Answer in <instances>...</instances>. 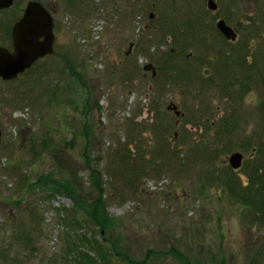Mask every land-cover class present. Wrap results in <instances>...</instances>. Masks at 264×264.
<instances>
[{
  "label": "rangeland",
  "instance_id": "1",
  "mask_svg": "<svg viewBox=\"0 0 264 264\" xmlns=\"http://www.w3.org/2000/svg\"><path fill=\"white\" fill-rule=\"evenodd\" d=\"M27 1L16 0L3 14L18 16ZM254 1L243 5L222 0L220 11L231 26L240 27L248 23L242 15L252 13ZM42 2L54 18L56 53L16 80L0 84V123L7 117L14 120L3 127L0 144V264H77L76 246L96 258L97 248L108 249L99 227L70 196L60 188H46L42 181L34 184L40 172L53 169V176L59 177L63 170L57 162L62 160L72 168L71 179L78 180L83 203L91 202L95 196L85 152L103 174L106 211L117 224L113 237L122 238L136 258L151 250L146 264H181L170 254L156 253L180 240L179 247L189 250L193 263L264 264V224L257 211L238 204L223 189L231 174L226 163L231 152L244 154L235 176L243 184L248 166L256 161L252 152L261 124L264 129L259 108L264 81H250L249 92L240 87L243 96L231 94L230 100L221 87L198 80L199 70L207 69L202 64L196 70L206 40L186 34L177 40L188 36L183 52L189 58L172 55L169 60L183 65L178 72L194 73L193 82L177 81L173 71L143 76V64H155L153 56L178 48L173 38L159 40L160 25L187 32L191 19L199 16L196 23L204 28L200 17L212 14L206 0ZM258 26L263 31L261 22ZM131 42L138 44L125 53ZM215 45L217 53L223 46ZM255 46L248 41L247 47ZM156 96L160 105L154 110ZM170 102L184 118L167 109ZM201 106L208 112L186 125ZM234 114L242 116L240 125L229 126L228 134L220 137L211 121ZM229 142L231 151L220 147ZM53 144H58V154ZM83 235L96 245L84 244ZM70 243L76 245L72 251ZM113 263L123 264L121 259Z\"/></svg>",
  "mask_w": 264,
  "mask_h": 264
},
{
  "label": "flooded vegetation",
  "instance_id": "2",
  "mask_svg": "<svg viewBox=\"0 0 264 264\" xmlns=\"http://www.w3.org/2000/svg\"><path fill=\"white\" fill-rule=\"evenodd\" d=\"M214 1L216 4L215 8H209L208 6V2L209 0H206V5H207V9L209 11L212 12L211 16L207 15V16H202L200 17V21L202 23L203 20L204 24H202L204 26V28L200 25L196 23L197 19L199 18V16L197 17V19H191L192 23H193V28L195 29V36H200L202 37V39L206 40V52L204 53L203 56H199L197 58V63H198V68L196 70H199L202 68V64H206L207 69L205 71V73H202L201 70H199V75L198 76V80H202L203 82L206 81L207 85H212V86H219L221 87V90L224 91L226 93V96L231 100H234V97L231 94H234L237 98L242 97L243 95L237 94L238 89L241 88H248V92L250 91V81L254 84L257 85L259 84L260 80L261 82L264 81V28L263 31L259 30V23L261 22V24L264 26V12H263V8H264V0H255V5H254V9L252 10V13H247L245 15H242L243 19L245 21H247L248 23L246 25H242L240 24V27H235V26H231V22L228 21V18H226V15H222V10L220 11V2L222 0H211ZM240 4H243L246 2V0H239ZM250 1V0H249ZM14 7V6H12ZM25 7V6H24ZM24 9V8H23ZM4 10L0 11V46H3L5 48H7L8 50H13V38L12 37V28L14 23L16 21H18V19H20V16L22 14L21 11L18 14V16H7L3 14ZM23 12V11H22ZM225 16V17H224ZM151 17V14H150ZM152 18V17H151ZM220 20H224L230 27H232L237 36H235V39H228L226 38V36L222 33V31L217 28L218 27V22ZM6 26V28L4 27ZM262 32V33H261ZM168 37L173 38L171 35H169ZM186 39H182L179 40L178 42H176V46H178L177 49H175L174 47L170 48L168 51V54H166V52H161L158 55L153 56V62H148L146 64H143V70L144 67L147 64H151L156 67V74L153 75L152 72H150L151 77L155 78L157 76V71H159L161 69V66H183L182 64H178L176 61L172 60L171 63L169 61L170 57H172V55H176L179 56L181 59L183 58V56L185 55V59L189 58V54L183 52L185 51L184 46L185 43L188 42V36ZM190 38H193L190 37ZM221 38V39H220ZM249 40H253L256 42V46L254 47V49L252 50L251 48L247 47L248 46V41ZM217 44H221V46H223L221 48V50H217V53L214 52V48H217V45H215V42ZM189 43V42H188ZM238 43V44H237ZM55 44H56V36H55V42H54V48H55ZM138 44V42H131L130 46H129V50L125 53H128L131 51V49L134 47V45L136 46ZM230 44H237L236 46H232ZM220 46V45H219ZM219 51V52H218ZM222 52V53H221ZM56 53V50H55ZM54 53V54H55ZM216 53V56H215ZM210 54V55H209ZM212 54V55H211ZM53 55V54H52ZM184 59V58H183ZM184 59V60H185ZM186 61V60H185ZM37 62H34L32 66H35ZM243 66V67H240ZM31 67H29L26 71H24L23 73H21L19 76H22L28 72H30ZM145 71V70H144ZM147 72L145 71V73H143V76H147ZM171 74V73H170ZM194 73L190 72L189 70L186 71V83L190 84L191 82H193V75ZM17 77V78H18ZM16 78V79H17ZM14 79V80H16ZM14 80H5L3 78H1L0 76V84L2 83H9L12 82ZM177 81H181V80H177ZM161 83V82H160ZM224 86H223V85ZM157 87V85H156ZM235 87H237V89L235 90ZM158 88V87H157ZM232 89H234L235 91H233ZM239 95V96H238ZM154 108L159 107L160 102H159V96H156V99L154 100ZM169 106L172 107V110H170ZM175 107V108H174ZM208 107V106H207ZM261 110L264 111V91L262 92V102L261 105L259 107ZM167 109L169 111H172L173 113H175V116H177L178 119L181 120V118H184V113L181 112L178 109V106L173 103L170 102L167 105ZM179 112V114L177 115V113L175 112ZM208 111L206 112H200V111H196L192 113L193 115V120L191 118V122L189 123H185L186 125H191L195 123V121L200 118L201 115L206 114ZM154 113V111H153ZM237 114H234L233 116H222L221 119L216 120V121H211V124L214 126L215 128H218L220 130V137L221 135H224L228 132L227 129H229V126H234V127H238L241 123V118L242 116H236ZM206 119L208 120L209 118L206 117ZM14 120H12V118L7 117L4 121V123H0V131H1V135H3V127L10 125ZM218 121V122H217ZM179 122L178 125L180 124L181 121H177ZM176 123V122H175ZM264 124V123H263ZM175 125V124H174ZM217 125V127H216ZM17 127H19V123H17L16 125ZM177 126V125H176ZM260 128L264 131V129L262 128V124L260 126ZM260 131V129L258 130ZM262 131V132H263ZM174 135L177 136L178 131L173 132ZM228 134V133H227ZM2 139V136H1ZM25 138L22 137V142L24 144ZM220 139V138H219ZM222 142V141H221ZM231 142L229 143H223V145H221V148H226L227 150L231 151ZM1 144V143H0ZM239 151V150H236ZM229 157V156H228ZM227 157V161L226 163L229 164L228 160L229 158ZM232 171L235 172V170L233 169ZM235 179L238 177H234Z\"/></svg>",
  "mask_w": 264,
  "mask_h": 264
},
{
  "label": "trees",
  "instance_id": "3",
  "mask_svg": "<svg viewBox=\"0 0 264 264\" xmlns=\"http://www.w3.org/2000/svg\"><path fill=\"white\" fill-rule=\"evenodd\" d=\"M22 9L20 8V11ZM19 11V13H20ZM162 28V31H161ZM193 25H189L187 29V32H181V30H178L176 26H171L164 28V26L160 25L159 29V40L163 42V40L166 38V36L171 35L173 37L172 40H175L178 42V39H181V36L186 34L195 36V29H192ZM181 29V28H180ZM183 30V29H182ZM171 63V60H169ZM70 63L68 64V66ZM71 69V72L75 74L76 79L81 81L82 79L79 76V73H77L73 66H69ZM243 67V66H240ZM178 66H161V69L159 71H163L164 73H168V71H173L179 80L184 83L186 80V72L183 70H180ZM223 85V84H222ZM161 86V83L157 84V87ZM224 86V85H223ZM242 92H237V94H241ZM202 107V106H201ZM203 107L199 110L200 112H203ZM236 111V110H234ZM233 111V112H234ZM193 113V112H192ZM186 123H189L188 121ZM262 138H264V131L257 137L256 141V147L254 148L253 153V163L249 167L248 170V180L245 184H243L241 181H239L238 178H234L236 176V173L234 171H231V174L226 175L227 179L223 183V189L227 194H229L230 197L233 198L235 202L238 204L241 203L244 207L250 208L253 211H257L254 213L255 215L258 214V219L261 223L264 224V142L262 141ZM86 145H88V138L86 141ZM43 147H46V142L42 143ZM53 150L56 151V153H59V146L58 144H53ZM216 153V152H215ZM257 156V157H256ZM61 157V156H60ZM83 158L85 159V163L87 165V168L90 170V180H91V190L94 192V198L89 203H83L85 201V196L83 192L80 189V186L76 182H78L77 179H71L72 176V168H70L69 164H66L64 161L61 160V162H57L59 166L62 167L63 171H60L59 177L53 176L52 170L48 172H40L37 175V179L34 181V184L41 185V181L47 183L46 188L54 187V188H60L58 189L61 193H65L68 196H70L76 203L78 207H80L86 214L88 219L100 230V234H102V241L107 244L108 249L104 250L101 247L97 248L98 251L96 253L97 258L95 256H92L91 254L84 252L82 250H79L78 246L71 244L68 246L69 251L73 250V247H75V253L77 254L78 258L74 261L77 262V264H97V261L100 260V264H115L113 263V260H119L121 259L123 264H137L138 262L140 264H146L149 260H147L149 257H151L150 251H147L146 256L143 257V259L136 258L135 255H132L127 250V245L121 240L122 238L115 236L113 237V232L116 230L117 224L111 218V216L108 215L106 211V200H105V183L103 181V174L102 171L98 167H94V165L91 163V158L89 157V154L87 152L84 153ZM249 164V165H250ZM57 170V169H56ZM63 173V174H62ZM68 177H70L68 179ZM62 181V182H61ZM61 182V183H60ZM72 184V185H71ZM33 184L30 183V186ZM47 190V189H45ZM259 212V213H258ZM250 213V212H249ZM244 214V211H243ZM254 216V215H253ZM251 217V216H250ZM257 220V217L255 218ZM253 220V221H255ZM108 234L111 235L112 239H108ZM84 244H88L90 246L96 245L95 241L93 239H89L86 235H83L81 237ZM181 245V242L177 244H173L170 247L164 249V250H158L156 251L157 254L161 255H171L173 257H176L179 259L181 264H203L200 262L193 263L190 259L189 250L188 249H181L179 247ZM257 251V250H256Z\"/></svg>",
  "mask_w": 264,
  "mask_h": 264
},
{
  "label": "water",
  "instance_id": "4",
  "mask_svg": "<svg viewBox=\"0 0 264 264\" xmlns=\"http://www.w3.org/2000/svg\"><path fill=\"white\" fill-rule=\"evenodd\" d=\"M14 0H0V11L10 8ZM209 8L216 7L214 1L209 0ZM152 16V15H151ZM12 28L13 50L0 46V76L5 80H14L20 73L43 56L54 53V18L51 11L38 0H29L24 12ZM228 39H235V30L224 20L218 22V27ZM144 70H151L155 75V68L147 64ZM171 109L172 107L169 106ZM175 108V107H174ZM177 115L179 112L175 111ZM1 130V129H0ZM1 142V131H0ZM243 154L233 152L229 157V163L233 169L242 166Z\"/></svg>",
  "mask_w": 264,
  "mask_h": 264
}]
</instances>
